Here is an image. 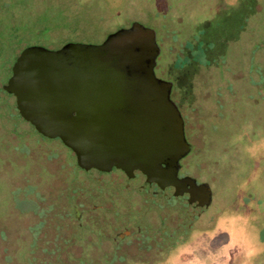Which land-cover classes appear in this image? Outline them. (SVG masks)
Wrapping results in <instances>:
<instances>
[{
    "label": "rangeland",
    "instance_id": "rangeland-1",
    "mask_svg": "<svg viewBox=\"0 0 264 264\" xmlns=\"http://www.w3.org/2000/svg\"><path fill=\"white\" fill-rule=\"evenodd\" d=\"M134 22L155 31L191 144L178 174L209 185V206L174 197L170 239L110 256L113 222L74 153L0 92V264H264V0H0V90L27 44H99Z\"/></svg>",
    "mask_w": 264,
    "mask_h": 264
},
{
    "label": "water",
    "instance_id": "water-1",
    "mask_svg": "<svg viewBox=\"0 0 264 264\" xmlns=\"http://www.w3.org/2000/svg\"><path fill=\"white\" fill-rule=\"evenodd\" d=\"M159 52L155 31L138 22L99 44L29 45L3 89L19 115L41 135L58 138L79 167L139 173L203 209L211 202L209 185L178 176L191 144L172 83L154 73Z\"/></svg>",
    "mask_w": 264,
    "mask_h": 264
},
{
    "label": "flooded vegetation",
    "instance_id": "flooded-vegetation-1",
    "mask_svg": "<svg viewBox=\"0 0 264 264\" xmlns=\"http://www.w3.org/2000/svg\"><path fill=\"white\" fill-rule=\"evenodd\" d=\"M76 167L84 176L80 185L87 189L92 188L90 197L101 200L94 209L102 210L113 222L114 247L109 252L110 256L117 257L119 246L131 236L143 235L147 239L155 240L157 236L162 238L167 231L163 238L170 239L172 232H169L174 229L169 223L168 211L163 210L174 198L169 187L160 189L155 183H147L139 173L129 177L117 168L104 172L97 169L85 170L77 164ZM141 177L142 182L139 181Z\"/></svg>",
    "mask_w": 264,
    "mask_h": 264
},
{
    "label": "trees",
    "instance_id": "trees-1",
    "mask_svg": "<svg viewBox=\"0 0 264 264\" xmlns=\"http://www.w3.org/2000/svg\"><path fill=\"white\" fill-rule=\"evenodd\" d=\"M30 45H35V44H30ZM27 46H29V44H27ZM22 49H23V48H22ZM22 49H21V50H22ZM19 53H20V52H19ZM0 92H1L2 94H4V95L7 94V96H8V95H11V94H9L8 92H6L4 89H1ZM10 110H11V112H12L13 114H16V116L20 117L19 113L16 112V110H17L16 107H15V108L13 107V108L10 109ZM63 145H64V144H63ZM64 146H65V145H64ZM68 149H69V148H68ZM70 151H71V150H70Z\"/></svg>",
    "mask_w": 264,
    "mask_h": 264
}]
</instances>
